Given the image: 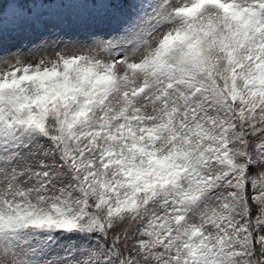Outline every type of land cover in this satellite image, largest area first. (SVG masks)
Segmentation results:
<instances>
[{
    "label": "snow or ice",
    "instance_id": "1",
    "mask_svg": "<svg viewBox=\"0 0 264 264\" xmlns=\"http://www.w3.org/2000/svg\"><path fill=\"white\" fill-rule=\"evenodd\" d=\"M24 2L0 13V264H264V0Z\"/></svg>",
    "mask_w": 264,
    "mask_h": 264
},
{
    "label": "rangeland",
    "instance_id": "2",
    "mask_svg": "<svg viewBox=\"0 0 264 264\" xmlns=\"http://www.w3.org/2000/svg\"><path fill=\"white\" fill-rule=\"evenodd\" d=\"M17 5L14 3H10L7 8L2 11L5 16H7L14 8H16ZM76 7L75 5H69V4H61L57 3L56 0L53 2H41L39 1L36 5H33V11H40V12H53V11H66L70 8ZM25 9V8H24ZM7 23V20L5 21Z\"/></svg>",
    "mask_w": 264,
    "mask_h": 264
},
{
    "label": "trees",
    "instance_id": "3",
    "mask_svg": "<svg viewBox=\"0 0 264 264\" xmlns=\"http://www.w3.org/2000/svg\"><path fill=\"white\" fill-rule=\"evenodd\" d=\"M39 1L41 2H53L55 0H26V2L19 5V7L25 9H33V5H36ZM10 3L17 5L16 0H0V13L4 11ZM18 6V5H17Z\"/></svg>",
    "mask_w": 264,
    "mask_h": 264
}]
</instances>
